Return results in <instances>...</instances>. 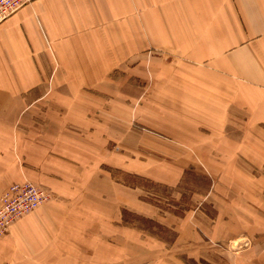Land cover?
<instances>
[{"label":"rangeland","instance_id":"374dc122","mask_svg":"<svg viewBox=\"0 0 264 264\" xmlns=\"http://www.w3.org/2000/svg\"><path fill=\"white\" fill-rule=\"evenodd\" d=\"M208 11L205 20L198 5L191 10L197 29L208 27L206 36L211 40L218 25L223 41H227L229 29L238 28L239 46L210 54L197 66L181 67L186 79L176 78L182 74L174 72L185 63L183 58L175 57L173 66L160 69L159 74L164 72L175 80H146L139 75L146 74L147 69L123 63L102 85L85 89L95 100L96 112L84 106L73 109L77 125L66 132L80 145L74 152L81 156L79 162H92L96 176L110 179L113 187L128 193L131 202V207L113 203L112 214L120 217L112 215L111 223L95 225L102 246L92 248L95 255L86 249L83 264H237L239 250L263 247L264 99L247 95V87L241 85L243 80L249 82L244 78L247 65L241 64L242 79L238 82L217 64L262 38L257 32L260 25L254 26L247 19L264 16V0H208ZM238 51L247 60L248 51ZM263 57L264 51L261 62L254 61L257 79L264 76ZM182 87L197 95L169 91ZM233 90H239L237 97L226 96ZM199 91L209 95H199ZM222 92L225 95H217ZM192 98L207 100L208 104ZM120 115L122 122L118 121ZM18 164L23 171L41 173L27 161L18 160ZM130 165L141 168L135 171ZM48 176L78 188L76 181L56 174ZM26 184L46 193L38 209L63 201L39 177L26 175L14 184L0 185V199L13 187ZM139 202L146 206L141 214ZM36 211L21 218L0 238L10 236L13 229L20 228L22 219ZM86 234L94 233L89 230ZM63 251L68 253L64 261L72 258L69 249ZM21 252L18 246L16 254L2 251L0 264H40L25 259ZM82 256L76 254L75 261ZM251 257L249 254L246 259Z\"/></svg>","mask_w":264,"mask_h":264},{"label":"crops","instance_id":"0c3cea01","mask_svg":"<svg viewBox=\"0 0 264 264\" xmlns=\"http://www.w3.org/2000/svg\"><path fill=\"white\" fill-rule=\"evenodd\" d=\"M195 5L206 20L208 0H34L0 22V185L21 181L23 175L39 177L63 199L22 219L20 228L0 238V253L16 254L18 246L25 259L40 264H83L86 249H91L88 254H96L92 248L102 244L101 233L97 237L94 232L95 225L111 223L112 215L118 217V213L112 214L113 203L131 207V202L128 193L113 187L110 179L96 176L92 162H79L81 156L74 152L80 145L66 132L77 125L73 109L84 106L96 112L95 100L85 89L102 85L123 63L147 69L146 74L139 75L146 80L172 79L164 72L159 74L161 67L169 69L175 57L183 58L185 63L174 72L182 74L176 78L186 79L181 67L197 66L210 54L241 44L238 28H230L228 40L223 41L218 25L213 39L208 40V27L197 29L191 17ZM247 22L260 25L257 32L262 38L238 49L248 51L247 60L236 50L217 67L238 77L239 82L241 64L247 65L244 78L249 82L243 80L241 85L247 87V95L264 99V76L255 78L254 64L256 59L261 62L264 51V16H249ZM169 91L197 95L184 87ZM229 95L237 97L239 90L228 91ZM192 101L208 104L204 99ZM122 117L118 121L122 122ZM18 160L27 161L41 173L23 171ZM80 168L84 174L79 173ZM140 168L130 165L135 171ZM49 174L76 181L78 188ZM145 207L139 202L140 214ZM89 230L94 234H86ZM64 249L72 255L67 261ZM74 249L77 256L83 255L79 261H75ZM239 251L237 264H264V244ZM249 254L253 257L246 259Z\"/></svg>","mask_w":264,"mask_h":264},{"label":"built area","instance_id":"2783aa9c","mask_svg":"<svg viewBox=\"0 0 264 264\" xmlns=\"http://www.w3.org/2000/svg\"><path fill=\"white\" fill-rule=\"evenodd\" d=\"M34 0H0V22L10 18ZM46 193L32 185L16 186L0 199V235L6 233L21 218L38 209Z\"/></svg>","mask_w":264,"mask_h":264}]
</instances>
